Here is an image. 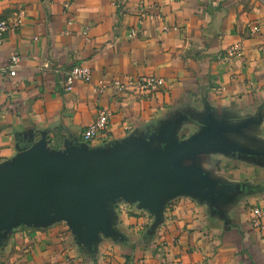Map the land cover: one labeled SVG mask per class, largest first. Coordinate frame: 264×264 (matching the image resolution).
Instances as JSON below:
<instances>
[{"label": "crops", "instance_id": "1", "mask_svg": "<svg viewBox=\"0 0 264 264\" xmlns=\"http://www.w3.org/2000/svg\"><path fill=\"white\" fill-rule=\"evenodd\" d=\"M22 13L0 46V68L20 56L16 76L0 72V164L18 154V143L43 134L51 149L75 140L99 147L178 117L184 140L200 130L207 108L232 123L261 119L235 139L264 149V0H0V20ZM240 41L244 55L222 60ZM76 64L91 68V82L67 91L65 75ZM147 74L165 80L153 94L93 89L102 79ZM102 108L113 117L86 142L83 132ZM199 164L221 185L237 187L218 212L178 196L153 228V214L120 201L117 238L101 235L90 251L65 221L23 225L0 241V264H264V229L249 217L250 207L264 205V164L220 152Z\"/></svg>", "mask_w": 264, "mask_h": 264}, {"label": "water", "instance_id": "2", "mask_svg": "<svg viewBox=\"0 0 264 264\" xmlns=\"http://www.w3.org/2000/svg\"><path fill=\"white\" fill-rule=\"evenodd\" d=\"M261 119L232 123L207 108L200 130L180 140L181 119L171 118L147 134L133 133L105 146L72 141L51 149L47 135L18 143V154L0 164V241L20 226L47 227L65 221L77 243L92 250L101 235L117 238L114 206L125 201L162 221L166 204L189 196L217 206L236 186L221 185L199 164L220 152L264 164V149L238 142Z\"/></svg>", "mask_w": 264, "mask_h": 264}, {"label": "built area", "instance_id": "3", "mask_svg": "<svg viewBox=\"0 0 264 264\" xmlns=\"http://www.w3.org/2000/svg\"><path fill=\"white\" fill-rule=\"evenodd\" d=\"M67 6V5H66ZM147 13H141V17H145ZM24 14H20L16 18L2 19L0 20V46L3 43L5 36L16 30L22 20ZM155 19V15L151 16ZM252 31L257 32L258 28L255 27ZM245 52L244 42L235 43L227 47L221 58L224 61H229L233 58L241 57ZM20 63V56L14 54L11 56L9 64L6 67H1L0 72L5 77H14L17 74V68ZM92 71L89 66H84L76 64L72 66L65 75L64 87L67 91H72L73 86L76 81H84L87 83L91 82ZM165 84L163 78L154 75H141L138 77L125 75L121 78L112 79L106 81L104 79L98 81L93 89L99 94H103L108 89H113L116 95L124 96L132 93H145L153 94L161 89ZM113 117V112L111 109L102 108L99 110L98 117L91 123L83 132V139L86 142H91L98 138L109 125L111 118ZM250 223L252 227L256 229H264V205L252 206L249 209Z\"/></svg>", "mask_w": 264, "mask_h": 264}]
</instances>
